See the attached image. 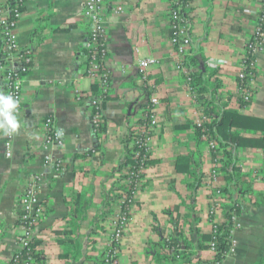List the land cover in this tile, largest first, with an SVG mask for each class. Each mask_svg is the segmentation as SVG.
Here are the masks:
<instances>
[{
    "label": "crops",
    "instance_id": "0c3cea01",
    "mask_svg": "<svg viewBox=\"0 0 264 264\" xmlns=\"http://www.w3.org/2000/svg\"><path fill=\"white\" fill-rule=\"evenodd\" d=\"M83 3L23 0L16 22V48L23 50L32 42L35 47L22 85L21 127L11 135L10 157L5 156L7 138L0 133V264H8L19 249L16 200L31 175L42 177L38 199L43 208L34 237L39 259L33 264H101L111 214L124 190L131 138L150 99L158 101L157 128L128 212L118 264H214L210 250L202 249L207 244L201 237L224 221L233 202L240 208L231 231L235 251L221 264H264V123L231 129L255 142L254 147L236 149L232 200L223 193L227 173L215 165L207 140L198 139L195 131L206 106L264 122V49L255 57L249 103L242 101L237 82L245 44L264 0L188 2L187 72H198L199 61L204 66L197 80V89L203 87L198 101L189 95L184 73L174 67L170 0H103L110 83L101 98L103 127L98 134L92 132L90 102L100 91L97 79L84 72L89 21ZM146 59L154 64L142 81L137 65ZM48 117L62 131L63 146L44 144L42 125ZM223 153L219 157L226 162ZM178 158L186 164L176 171ZM57 161L62 165L56 170ZM176 233L186 245L180 260L172 261L162 243Z\"/></svg>",
    "mask_w": 264,
    "mask_h": 264
},
{
    "label": "built area",
    "instance_id": "2783aa9c",
    "mask_svg": "<svg viewBox=\"0 0 264 264\" xmlns=\"http://www.w3.org/2000/svg\"><path fill=\"white\" fill-rule=\"evenodd\" d=\"M10 0H0V31L1 45L6 57L10 58L12 52L18 51L15 46L13 32L16 27V22L20 17L21 12L14 10L12 19L10 20ZM23 1H19V6L22 7ZM169 13V29L171 36L169 44L173 49V57L175 59V70L184 73V79L187 91L193 100L198 101L199 96L196 88L192 85V78L187 72V60L190 56L191 39L188 34V23L184 17V10L188 3H183L182 0H171ZM83 16L89 21V34L86 41V65L85 74L91 78H96L98 81L100 94L96 99L90 102L91 107V127L93 134H98L103 127V119L101 116V98L109 87L110 75L105 68V60L109 53L108 44L106 42V21L103 13V0H84ZM264 49V4L260 14L257 17L252 36L245 44V52L242 59V72L238 78V91L242 101L249 103L252 96V83L256 77V54ZM30 52H25L17 59H11L9 62L8 72L3 78L4 94H11L20 101L21 92L24 80L30 70ZM22 59L23 65L19 67L13 66V62ZM154 64L151 59H146L138 62L139 77L142 81H146V71L150 65ZM158 101L150 99L144 106L141 117L133 132L131 138V150L134 158V166H128L122 179L124 190L116 199L110 220V233L105 243L104 251L101 255L102 264H118L119 246L128 221V212L132 204H134L137 194L140 190L143 174L146 170L148 157L151 151V144L154 137V132L157 128V112L156 106ZM18 111V113H19ZM209 122L203 113L200 119L195 123V128L200 131L202 139L207 140L212 151L215 165L219 166L220 154L223 149L217 147L216 143L210 139V130L206 126ZM43 140L45 145L63 146V134L57 135L59 131L54 127L51 118H46L42 125ZM6 157H10V139L11 135H5ZM61 161L54 163L53 167L57 170L61 168ZM217 166V167H218ZM41 175H31L28 177L24 191L17 197L16 208L19 212V228L20 234L17 237L18 251L10 258L8 264H33L35 251L31 250V243L34 241L35 234L43 219V208L38 199V190L41 182ZM216 195L220 196L221 191L216 190ZM235 226V218H233ZM214 233V226L212 228ZM31 250V251H30ZM210 252L213 250V244L210 247ZM23 251H27L24 258L20 259ZM235 241L230 240V248L227 252L234 253Z\"/></svg>",
    "mask_w": 264,
    "mask_h": 264
},
{
    "label": "trees",
    "instance_id": "16d2710c",
    "mask_svg": "<svg viewBox=\"0 0 264 264\" xmlns=\"http://www.w3.org/2000/svg\"><path fill=\"white\" fill-rule=\"evenodd\" d=\"M19 1L23 0H10V9L12 11L10 12V20L12 19V12L14 10L17 11H22V7L19 6ZM171 1V0H170ZM183 3H188L190 0H182ZM170 8H172L170 4ZM184 17H187L186 14H184ZM35 44L32 42L30 47H27L23 50H18L16 52H12V56L10 58L6 57L3 49H1L0 52V81L4 78V76L8 72V66L10 64L11 59H17L19 56L24 54L25 52H33L34 51ZM195 62V61H194ZM31 64V63H30ZM16 68L19 67L20 65H23L22 59H18L16 62H13L12 64ZM204 66L202 61H199V71L196 73H191L190 76L192 78V85L196 88V92L199 95L202 93V89H197V80L200 79L201 77V71H203ZM205 89V87H204ZM252 91V90H251ZM207 105V104H205ZM206 110L204 111L205 116L209 120V122L206 124L208 129L210 130V139H212L218 148L223 149L224 151V156H227L228 160L226 162H222L221 159H219V166L220 170L224 171L227 173V183L228 186L224 190V195L227 197V199L232 200L233 194L236 192V190H231V187L235 186V184H232V177L235 176V172H237V167H236V149L237 148H242V147H248V146H253L255 145V142H252L254 140H249L245 137H243L240 133L238 132H231L232 128H235L237 130L241 129H248L254 127L253 124H256L257 122L259 124L264 123L263 121L257 120L253 117H247V116H242L236 113H230L226 110H221L216 112L213 108H208L206 106ZM262 129H264L262 127ZM197 137L199 139L200 137V131L195 128ZM235 144L236 148L233 150L230 146ZM229 148V150L226 152V149ZM134 158L132 152H128L126 156V162L128 166H134ZM181 164H186V161L178 158L176 160V171H179V167ZM240 208L237 204L234 202L231 204L229 209H227L224 213V221L222 223H216L214 224V233H211L209 236H203L201 237V242L206 243L207 245L204 246L202 249H210L211 245L213 244V250L211 251L212 257L211 261L214 264H221L223 259L225 258L229 248H230V240H231V231L234 228V222L233 218H237L239 215ZM162 245L167 246L169 248V259L174 261V260H180L178 258L180 250L183 249V246L185 248V242H182L180 235L176 233V235L172 234L167 241H164ZM36 245L35 242L33 241L31 243V250L35 251ZM30 250V251H31ZM185 250V249H184ZM27 254V251H23L21 254V257L19 258L22 259L24 256ZM39 259L38 256L35 254V258L33 263H35ZM102 264V262H100Z\"/></svg>",
    "mask_w": 264,
    "mask_h": 264
},
{
    "label": "clouds",
    "instance_id": "9594fccd",
    "mask_svg": "<svg viewBox=\"0 0 264 264\" xmlns=\"http://www.w3.org/2000/svg\"><path fill=\"white\" fill-rule=\"evenodd\" d=\"M20 101L11 94L0 92V133L4 135L16 134L20 127L18 119ZM62 131H58L57 135H61Z\"/></svg>",
    "mask_w": 264,
    "mask_h": 264
}]
</instances>
